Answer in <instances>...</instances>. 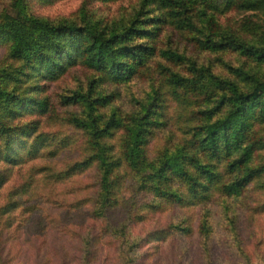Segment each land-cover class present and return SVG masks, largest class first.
Returning a JSON list of instances; mask_svg holds the SVG:
<instances>
[{
	"label": "trees",
	"instance_id": "16d2710c",
	"mask_svg": "<svg viewBox=\"0 0 264 264\" xmlns=\"http://www.w3.org/2000/svg\"><path fill=\"white\" fill-rule=\"evenodd\" d=\"M27 4L0 11V264H264L238 229L264 211V0Z\"/></svg>",
	"mask_w": 264,
	"mask_h": 264
},
{
	"label": "rangeland",
	"instance_id": "374dc122",
	"mask_svg": "<svg viewBox=\"0 0 264 264\" xmlns=\"http://www.w3.org/2000/svg\"><path fill=\"white\" fill-rule=\"evenodd\" d=\"M9 0H0V11L1 10H7L8 8ZM80 4V0H29V10L43 16H49V17H58V16H71L77 7ZM124 4V3H123ZM118 3L114 4H101V3H92L88 6V8L93 11L95 14H102L105 16L112 15L113 13H116ZM126 5H124V8ZM124 9H120L118 12H123ZM63 85V83H60ZM45 130L48 131V126L45 128ZM85 183V181L81 182L80 184ZM213 226L216 230L217 234H222L221 230V222L217 219L215 220ZM239 230H242L243 233H245L247 236H254V239L256 240V246L259 249L264 250V211L262 213L254 214L252 218L241 224V226H238ZM218 239H215V250H213V253L216 251L223 252V248L218 247ZM184 242V241H183ZM181 242V243H183ZM250 247V246H247ZM195 255V254H194ZM196 264V263H193ZM224 264V263H221Z\"/></svg>",
	"mask_w": 264,
	"mask_h": 264
}]
</instances>
